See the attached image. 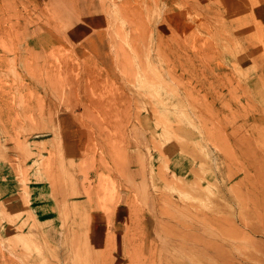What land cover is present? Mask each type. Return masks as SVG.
<instances>
[{
  "label": "rangeland",
  "instance_id": "374dc122",
  "mask_svg": "<svg viewBox=\"0 0 264 264\" xmlns=\"http://www.w3.org/2000/svg\"><path fill=\"white\" fill-rule=\"evenodd\" d=\"M0 264H264V0H0Z\"/></svg>",
  "mask_w": 264,
  "mask_h": 264
},
{
  "label": "crops",
  "instance_id": "0c3cea01",
  "mask_svg": "<svg viewBox=\"0 0 264 264\" xmlns=\"http://www.w3.org/2000/svg\"><path fill=\"white\" fill-rule=\"evenodd\" d=\"M46 206H47V205H41V206H40V210H43L42 208H43V207H46ZM38 209H39V208H38Z\"/></svg>",
  "mask_w": 264,
  "mask_h": 264
}]
</instances>
